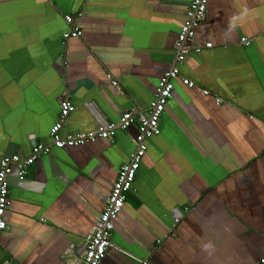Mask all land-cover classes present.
<instances>
[{
    "label": "crops",
    "instance_id": "crops-1",
    "mask_svg": "<svg viewBox=\"0 0 264 264\" xmlns=\"http://www.w3.org/2000/svg\"><path fill=\"white\" fill-rule=\"evenodd\" d=\"M189 1L0 0V156L47 144L63 95L60 135L144 111ZM79 12L81 36L63 40V16ZM194 38L178 71L195 87L174 82L99 264L264 256V0H209ZM134 134L51 149L11 175L0 264H74Z\"/></svg>",
    "mask_w": 264,
    "mask_h": 264
},
{
    "label": "built area",
    "instance_id": "built-area-1",
    "mask_svg": "<svg viewBox=\"0 0 264 264\" xmlns=\"http://www.w3.org/2000/svg\"><path fill=\"white\" fill-rule=\"evenodd\" d=\"M209 0H190L184 12V19L180 25L175 43L174 58L172 65L164 71L151 91V99L144 111L128 110L121 113L115 123L96 126L92 131L66 133L60 135L68 113L73 109L67 97L63 95L58 101V113L55 121L48 130L47 144H34L27 155L18 154L0 156V235L5 229L3 215L9 205L8 202V178L14 175L16 179L22 180L30 167L39 156L47 155L51 149H63L90 144L96 140H107L111 138L116 130L124 131L134 126L135 134L132 137L133 149L128 159L117 169L114 181L112 182L105 199L102 210L98 213L92 230L83 237V253L74 264H99L106 251L111 248L110 237L113 230V223L121 210L126 194L131 189L139 163L147 149L148 140L159 134V120L163 113L164 106L170 98L174 82L192 89L195 87L193 81L180 75L178 67L182 64L189 52L197 53L201 48L196 45L194 29L203 21L206 5ZM82 13L75 15H64L63 22L68 31L63 33L62 39H76L81 36V30L77 24ZM239 42L246 46L247 40L241 38ZM211 47L205 43L203 48ZM109 79V75H106ZM114 86L115 82H111ZM204 96L208 95L202 90ZM214 102L219 104V99ZM175 220L174 222H176ZM139 264H149L140 261ZM258 264H264V256L258 259Z\"/></svg>",
    "mask_w": 264,
    "mask_h": 264
}]
</instances>
